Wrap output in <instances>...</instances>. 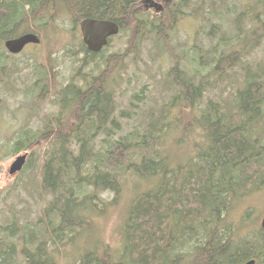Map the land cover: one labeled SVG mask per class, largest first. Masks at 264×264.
<instances>
[{"label":"trees","instance_id":"1","mask_svg":"<svg viewBox=\"0 0 264 264\" xmlns=\"http://www.w3.org/2000/svg\"><path fill=\"white\" fill-rule=\"evenodd\" d=\"M188 1L182 15L207 20L201 29L209 39L219 35L216 45L194 51L199 60L191 76L171 52L176 27L162 26L168 12L143 23L138 0H2L0 82L16 57L4 43L24 34L43 42L49 33L72 35L82 20L97 19L117 23L128 44L93 54L79 41L80 67L60 90L51 87L57 64L51 52L48 65L37 67L36 100L49 97L56 110L42 129L21 131L12 153L28 155L19 178L43 156L42 187L51 198L35 223L13 214L0 225V264H264L262 228L232 220L235 203L264 187V59H253L264 46V0H255V44L242 35L244 2L190 0V14ZM223 14L233 22L226 37L220 25L211 26V17ZM150 35L160 54L173 55L175 93L160 116L123 134V120L139 114L149 88L120 110L117 99L128 89L120 92L118 77L129 56L140 58ZM107 192L112 197L102 196ZM246 210L249 216L253 208ZM116 211L113 244L102 224Z\"/></svg>","mask_w":264,"mask_h":264},{"label":"rangeland","instance_id":"2","mask_svg":"<svg viewBox=\"0 0 264 264\" xmlns=\"http://www.w3.org/2000/svg\"><path fill=\"white\" fill-rule=\"evenodd\" d=\"M211 20L213 21L211 26L214 25L213 23L221 25L223 31L230 35L229 31L233 29V22L228 14H223L220 19L211 17ZM208 23L207 20L198 21L193 16H187L181 19L178 26L170 33L171 52L181 57L183 69L190 76L196 73L194 70L198 66V61L195 59L199 60L194 51L200 47L203 50H208L211 45H216L219 42V36L211 40L202 32V26L208 25ZM68 25L67 21L65 26ZM210 28L208 27L207 30ZM79 41H82L79 30L72 35L62 32L59 35L49 33L46 41L43 40L40 45L27 46L22 54L10 58L8 61L10 76L0 82V225L6 224L7 219L13 214L23 224L35 223L44 215L45 208L51 198L42 187L44 158L41 156L33 169L19 178L18 175L11 176L9 174L11 163L19 156L14 155L12 150L21 131L42 129L46 121L49 120L50 114L56 110V107L50 103L51 98L48 97L43 102L36 100L35 92L38 90L34 86V80L37 67L45 68L48 65L51 52V58L57 61L56 66H52L54 84H51V87L55 86L57 90H60L69 84L73 74L80 67L79 61L83 58V54H74L77 49L75 45H79ZM127 44L128 39L119 34L107 47L108 52L115 49L118 52L124 51ZM156 47L157 44L152 35L145 38L141 42L140 58L135 59L133 55L129 56L118 77L121 78L120 92L128 89L125 97L117 99L120 110L128 108L131 96L143 86L148 85L149 88L139 114L130 120H123V134L131 131L134 127H140L145 121H150L152 117L160 116L162 108L175 93L172 80L169 77L174 63L173 55L170 54L171 52L160 54ZM253 59L255 64L263 61L264 46L253 54ZM124 77L129 80L124 81ZM50 90L52 91V89ZM22 154L24 153L20 155ZM102 196L112 197L109 192ZM248 207L253 208L249 216L246 214ZM243 218L253 226L261 227L260 222L264 218V187L235 203L232 220L240 222ZM118 224L117 211L107 225L102 224L107 238L113 244L117 243L119 239Z\"/></svg>","mask_w":264,"mask_h":264},{"label":"water","instance_id":"3","mask_svg":"<svg viewBox=\"0 0 264 264\" xmlns=\"http://www.w3.org/2000/svg\"><path fill=\"white\" fill-rule=\"evenodd\" d=\"M1 2L2 0H0V3ZM149 3L152 7H156L158 11L162 10V6L155 3L153 0H149ZM78 28L82 36L83 44L87 50L93 54L100 53L108 46L111 38L120 34V26L113 21L85 19L79 23ZM40 43L41 38L37 34L29 33L5 41L4 47L10 55L17 56L22 54L27 46L40 45ZM27 160V154L17 156L11 163L9 174L11 176H16L20 173L26 165ZM260 225L264 232V218L261 220ZM255 263L256 261L253 260L246 264Z\"/></svg>","mask_w":264,"mask_h":264},{"label":"flooded vegetation","instance_id":"4","mask_svg":"<svg viewBox=\"0 0 264 264\" xmlns=\"http://www.w3.org/2000/svg\"><path fill=\"white\" fill-rule=\"evenodd\" d=\"M155 3L160 4L162 6V10L158 11L156 7H152L151 4L149 3V0H138V3L136 4L135 11L140 13L145 17V20L143 23H150L152 20L157 18L160 14L167 13L169 16L167 17L166 21L162 22V26L169 25L170 28H174L178 26L177 24L180 23L181 19L187 17L183 16L182 13L183 11L181 10L183 8V5H187L186 0H183L182 4H178L176 0H153ZM246 0H237L238 3L244 2V4H247V10L240 11L239 14H242V21H243V30H242V35L246 36L247 33H249L250 39L249 43H256V37H255V24H256V18H257V11L255 8L256 6V1L251 0L252 2H245ZM190 14L192 13V8H191V1H188V7ZM197 10H199L198 7H196ZM181 10V12L179 11ZM262 15H259V18H261ZM173 20V21H172ZM140 26V24H139ZM143 26V25H141ZM220 29V35H227L226 31H223V27L221 25L218 27ZM219 36V35H218ZM110 45V40L109 44ZM107 46V47H108ZM116 78V76H115ZM115 87L112 88V92L114 94L113 99L115 100ZM99 121V118H97Z\"/></svg>","mask_w":264,"mask_h":264},{"label":"bare ground","instance_id":"5","mask_svg":"<svg viewBox=\"0 0 264 264\" xmlns=\"http://www.w3.org/2000/svg\"><path fill=\"white\" fill-rule=\"evenodd\" d=\"M78 1V0H77ZM173 21V20H172ZM209 163V162H208ZM220 167V166H219ZM234 168V167H233ZM202 175H203V173H202ZM233 175V174H232ZM181 179V178H180ZM225 180H226V178H225ZM224 180V181H225ZM236 181V180H235ZM198 182V181H197ZM201 182V181H200ZM185 184V183H184ZM205 185V184H204ZM223 187H224V185H223ZM231 187V186H230ZM212 192V191H211ZM218 194V193H217ZM221 202V201H220ZM191 227V226H190ZM192 228V227H191ZM196 237V236H195ZM179 238V237H178ZM188 238V237H187ZM187 240V239H186ZM207 240V239H206ZM186 242V241H185ZM206 243V242H205ZM210 248V247H209ZM213 251V250H212Z\"/></svg>","mask_w":264,"mask_h":264}]
</instances>
